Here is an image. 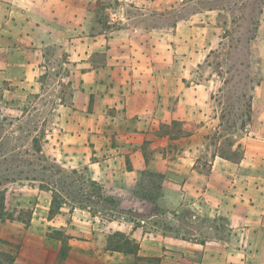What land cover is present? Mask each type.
Returning <instances> with one entry per match:
<instances>
[{
    "label": "crops",
    "instance_id": "0c3cea01",
    "mask_svg": "<svg viewBox=\"0 0 264 264\" xmlns=\"http://www.w3.org/2000/svg\"><path fill=\"white\" fill-rule=\"evenodd\" d=\"M102 3L120 19L116 27H104ZM221 12L218 0H0L4 94H37L39 75L50 58L48 46L56 45L67 53L65 65L76 62L71 75L81 68V87L73 92L75 112L74 96L100 93L106 79L112 82L108 94L98 97L119 113L122 128L114 161L97 171V179L113 191L131 192L140 189L139 176L162 180L158 200L138 191L131 209L111 210L109 221L100 212L95 215L91 206L75 208L69 219L61 212L49 218L51 199L43 210L36 206L26 227L22 216L3 214L4 208L0 238L15 244L20 237L19 231L7 236L9 224H22L27 231L16 253L1 251L13 255L14 264H264V80L253 92L252 121L239 129L241 160L235 163L214 152L209 154V171L198 168L199 152L207 145L197 132L207 125L211 130L215 119L206 114L212 87L190 80L218 45ZM261 45L264 55V41ZM99 54L103 65L96 59ZM85 120L65 134L71 151L74 144L86 143L101 150L109 139L99 128L89 129ZM173 121L183 122L182 129L191 135L171 140L149 128L152 122H159L160 129ZM203 122L192 133L190 125ZM189 140L192 145H181L174 157L165 152L147 156L136 148L145 142L165 148ZM44 228L52 233L67 228L71 239L66 259L59 258V240L55 251L48 248L51 240ZM115 233L134 241L137 254L108 250Z\"/></svg>",
    "mask_w": 264,
    "mask_h": 264
},
{
    "label": "rangeland",
    "instance_id": "374dc122",
    "mask_svg": "<svg viewBox=\"0 0 264 264\" xmlns=\"http://www.w3.org/2000/svg\"><path fill=\"white\" fill-rule=\"evenodd\" d=\"M218 1L223 8L220 13V30L217 32L218 45L209 52L205 63L193 70L195 78L190 80L212 87L211 95L206 101L209 106L206 114L215 119L212 121L214 126L208 130L207 125L206 129L203 127L197 132L201 141L207 145L206 150L201 148L199 152L201 159L198 168L203 172L209 171L211 153L231 149H236L238 155L242 153V150L236 148L241 137L239 127L252 121L253 92L264 80L261 45L264 41V0ZM105 6L104 3L99 5V10L102 9L99 17L104 27L107 26L110 14L114 13L105 11ZM169 19V23L173 24L175 18ZM47 55L50 58L44 64L46 69L39 75L41 89L37 94L5 95L0 88V195L5 198L6 211L3 214H10L13 218L22 216L27 221L30 212L21 213L20 209H29L33 216V210L38 204L39 209L43 210L47 202L51 201L52 191L58 194L62 204L60 212L66 219H69V214L75 208L91 206L95 215L100 212L98 216L109 221L111 210L123 212L131 209L130 201L138 191L158 200L162 180L157 176H139L137 180L140 189L137 192L120 189L113 191L97 179V171L114 161L113 148L118 146L117 133L122 128L119 113L108 106L104 107L103 99L98 97V94L102 97L108 94L112 82L106 79L103 85L105 90L100 93L91 95L84 91L74 96L76 109L79 111L75 112L72 95L81 87V68L77 69V74L74 72L71 75L76 62L74 65H70L71 62L65 65L67 53L56 45L48 46ZM96 59L100 65L105 64L103 54H99ZM210 79L212 81L208 82ZM85 118H89L88 124ZM83 120L89 129L99 128L103 136L109 138L101 150H95L92 144L86 143L84 146L74 144L75 149L71 151L65 144V134L73 132ZM134 120L131 121L132 124ZM206 123L190 125L192 133ZM149 128L152 133L160 135L159 122H152ZM232 142L235 144L233 147L230 145ZM192 143L191 140L180 144L174 142L169 147L162 148L145 142L143 145H136V148L143 149L147 156L165 152L174 157L181 145L189 147ZM126 164L130 169L131 161L127 160ZM43 212L46 214L45 209ZM7 227V236L8 233L19 231L20 237L15 244L0 238V251L16 253L25 244L27 231H23L22 224L18 228H13L10 224ZM1 229L0 224V231ZM63 231L66 232L67 228ZM44 232L47 237L50 236L51 244L48 248L55 251L59 241L54 239L52 232L47 229ZM210 235L212 231L207 236Z\"/></svg>",
    "mask_w": 264,
    "mask_h": 264
},
{
    "label": "trees",
    "instance_id": "16d2710c",
    "mask_svg": "<svg viewBox=\"0 0 264 264\" xmlns=\"http://www.w3.org/2000/svg\"><path fill=\"white\" fill-rule=\"evenodd\" d=\"M73 97V95H72ZM250 123V122H248ZM243 124L241 127H239V129H243L245 128V126L248 124ZM184 125L183 122L180 121H173L170 125H165V124H160V136H169V138L171 140L174 139H179L181 137H187L190 136L191 133L183 130L182 126ZM34 142H37V139L34 140ZM231 147H233L235 144L232 142ZM39 148V147H38ZM238 149L242 150V145L238 144L237 147ZM217 156L230 160L232 162H239L243 156V151L240 155H238L236 149H231V151H226L223 150L222 152H216ZM216 156V155H215ZM147 159V158H146ZM148 160V159H147ZM53 195H52V203H51V208L49 211V218H53L54 216H56L57 214L60 213V209L62 207V204L59 201V197L58 194L55 191H52ZM150 199H154L153 197H149ZM4 201L5 198L0 195V214L3 212L4 210ZM21 212H30L29 215V219L31 216V211H29V209H22ZM19 220H22L20 217H18ZM27 221H23L26 225V227H28L30 225V220ZM52 234H54L53 236H55L54 238L56 240H59L61 243L60 249H59V258L61 260L66 259V257L68 256V251H69V245H68V241L69 239H71V236L67 235L64 231L62 230H58V231H54ZM113 238L116 239L115 243H109L108 246V250L110 251H120V252H124L127 254H137V251L139 249L138 245L136 243H134V241H132L129 237H127L125 234L123 233H115L113 235ZM3 258L4 260H6L5 262H3L1 259ZM15 259L14 256L9 254V253H5V252H1L0 251V264H14Z\"/></svg>",
    "mask_w": 264,
    "mask_h": 264
},
{
    "label": "built area",
    "instance_id": "2783aa9c",
    "mask_svg": "<svg viewBox=\"0 0 264 264\" xmlns=\"http://www.w3.org/2000/svg\"><path fill=\"white\" fill-rule=\"evenodd\" d=\"M119 18L117 17V15L115 13L110 14V19L108 21V25L110 26H114L115 24H117L119 22Z\"/></svg>",
    "mask_w": 264,
    "mask_h": 264
}]
</instances>
